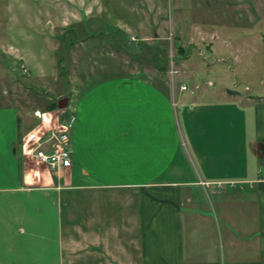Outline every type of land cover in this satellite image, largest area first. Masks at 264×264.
<instances>
[{
    "label": "crops",
    "instance_id": "1",
    "mask_svg": "<svg viewBox=\"0 0 264 264\" xmlns=\"http://www.w3.org/2000/svg\"><path fill=\"white\" fill-rule=\"evenodd\" d=\"M80 90L71 108L72 165L57 173L19 158L0 185L22 197L40 192L58 208V233H45L39 215L43 232L32 248L29 201L7 200L0 264H264V94L246 95L241 107L251 111V136L239 135L248 124L202 123L195 154L187 144L195 132L178 136L173 95L152 79L112 74ZM34 121H18L16 152L25 133L56 124ZM191 154L202 170L186 179L182 160Z\"/></svg>",
    "mask_w": 264,
    "mask_h": 264
},
{
    "label": "rangeland",
    "instance_id": "2",
    "mask_svg": "<svg viewBox=\"0 0 264 264\" xmlns=\"http://www.w3.org/2000/svg\"><path fill=\"white\" fill-rule=\"evenodd\" d=\"M112 74L168 88L178 136H199L187 141L194 153L202 123L248 124L239 129L246 139L253 119L241 107L246 95L264 94V0H0V185L23 159L15 151L24 128L19 119L35 123L36 109L66 98L69 118L80 89ZM65 107L49 117L57 121ZM194 155L182 160L186 179L202 170ZM27 167L44 165L30 160ZM11 193L0 192V207L6 212L7 200L29 201L32 248L42 231L39 215L47 218L45 233H58V208L43 204L40 192Z\"/></svg>",
    "mask_w": 264,
    "mask_h": 264
},
{
    "label": "built area",
    "instance_id": "3",
    "mask_svg": "<svg viewBox=\"0 0 264 264\" xmlns=\"http://www.w3.org/2000/svg\"><path fill=\"white\" fill-rule=\"evenodd\" d=\"M34 114L41 120V123L48 121V123L56 124L49 127L38 125L25 133L20 141V153L23 157L44 165L53 172L60 173L72 165L71 132L77 116L73 113L63 121L60 119L56 121L39 109H36Z\"/></svg>",
    "mask_w": 264,
    "mask_h": 264
},
{
    "label": "trees",
    "instance_id": "4",
    "mask_svg": "<svg viewBox=\"0 0 264 264\" xmlns=\"http://www.w3.org/2000/svg\"><path fill=\"white\" fill-rule=\"evenodd\" d=\"M186 49L184 48V47H180V51H185ZM160 66V68H162V69H164L165 68V66L163 65H159ZM58 107V102L57 101H54L52 104L50 103V104H48L47 105V110H53V109H56ZM19 121V123H21V119H19L18 120ZM19 138H21V135H19Z\"/></svg>",
    "mask_w": 264,
    "mask_h": 264
},
{
    "label": "water",
    "instance_id": "5",
    "mask_svg": "<svg viewBox=\"0 0 264 264\" xmlns=\"http://www.w3.org/2000/svg\"><path fill=\"white\" fill-rule=\"evenodd\" d=\"M67 104H68V99L67 98L63 100V103H62V101L58 102L59 107H65Z\"/></svg>",
    "mask_w": 264,
    "mask_h": 264
}]
</instances>
